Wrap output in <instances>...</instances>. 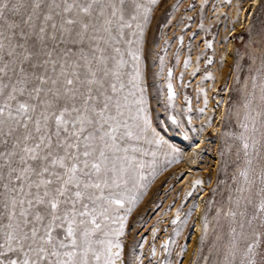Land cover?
Masks as SVG:
<instances>
[{"label": "snow or ice", "instance_id": "6c2138e0", "mask_svg": "<svg viewBox=\"0 0 264 264\" xmlns=\"http://www.w3.org/2000/svg\"><path fill=\"white\" fill-rule=\"evenodd\" d=\"M141 11L147 22L141 0H0V264L121 261L127 217L119 212L155 163L144 145L164 142L150 132L140 49L125 38ZM174 96L169 82L168 101ZM252 120L251 135L242 123L236 137L248 159L223 212V264H264V163L255 173L248 151L259 155L264 143Z\"/></svg>", "mask_w": 264, "mask_h": 264}, {"label": "rangeland", "instance_id": "374dc122", "mask_svg": "<svg viewBox=\"0 0 264 264\" xmlns=\"http://www.w3.org/2000/svg\"><path fill=\"white\" fill-rule=\"evenodd\" d=\"M141 3L151 9L148 20H143L141 11L140 18L131 21L133 27L125 29V38L133 41V50L140 49L139 66L150 132L154 130L156 138L164 142L144 145L156 152L155 163L144 169L145 180L129 186L126 206L119 212L127 219L124 234L118 238L123 245L118 264H223L222 251H217L229 239V222L223 212L230 207L229 197L235 198L236 189L243 184L239 171L247 167L248 159L236 138L244 132L240 125L247 123L249 132L245 135H251L255 117V139L264 143L261 138L264 115H257L264 109L260 100L264 86V0L256 4L253 0H157L155 4L141 0ZM219 7L222 11L216 12ZM231 8H239L241 14L233 18ZM137 23L143 27L142 39ZM228 43L231 47L226 51ZM224 52L229 59L221 75ZM187 57L198 61L197 71H186ZM125 59L129 61L127 70L131 71V57L125 55ZM215 72L220 79L213 96L226 97L219 122L214 112L200 118L196 84L199 78L206 79L204 75ZM206 81L214 82L213 78ZM169 82L175 92L171 102ZM213 124L217 130H212ZM198 132H203L204 145L195 154ZM257 149L259 155L252 148L248 150L255 173H259L264 163V148L258 144ZM144 159L151 162L153 157ZM191 169L201 177L200 183L185 189L186 171ZM256 184L258 187V179ZM197 201H201L200 211ZM175 209L180 219L173 224L177 217ZM218 210H223L219 216ZM199 212L202 230L196 231ZM205 218L207 235L203 231ZM157 245L161 252L153 255ZM188 250L189 255L184 257Z\"/></svg>", "mask_w": 264, "mask_h": 264}, {"label": "bare ground", "instance_id": "6f19581e", "mask_svg": "<svg viewBox=\"0 0 264 264\" xmlns=\"http://www.w3.org/2000/svg\"><path fill=\"white\" fill-rule=\"evenodd\" d=\"M257 1L258 0H253V4H256ZM231 9H233V10L230 11V13H231L230 16L232 15L233 18L234 17H237L239 15V13L241 14V11L239 10V8H231ZM215 11L216 12L217 11H222V8L219 7ZM233 20H236V19H233ZM237 24H239V23H237ZM230 47H231V44L228 43L227 44V47H226V51H229L228 49H230ZM223 56H224V59H223L222 65H220L221 68H222L221 73H220L221 75H224L225 70L227 68V63H228L227 61L229 59V56L226 55V52L223 53ZM193 58H194V56H193ZM193 58H190V57H187L186 58L185 62L187 61V64H185V66H184V68L186 69V71H197V69H198V67H199L200 64L198 63V61H194ZM196 58H197V56H196ZM216 72H217V70H216ZM216 72H215L214 75L213 74L210 75V76H209V74L204 75L203 77H205L206 79H203L202 80L201 78H199L198 79V82L196 81L197 82L196 84H198L197 95H198V97L200 99V102H201V108L200 109H203V112L201 113V117L200 118L201 119H205L207 114H209L210 112H214L216 114V118H218V122H219L220 119H221V116L223 115V111L225 109L226 97L225 96H220L219 97L218 95L213 96V94L216 91H218L217 82L220 79L219 78V75L220 74H218ZM212 78H213L214 82H212V81H206L207 79L208 80H212ZM205 97L207 98V103H205ZM211 128H212V130H217V127H215L214 124L211 126ZM198 134L200 135V138L196 142L195 147L193 148V152L195 154L197 153V150L198 149H201L203 147V145H204L203 132H198ZM188 154H189V152H188ZM188 168H190V167H188ZM187 172H188V174L184 178V183L183 184L185 185V189H190V187H192L191 185H195L196 182L199 181L201 177L197 176V174L192 169L189 170V171H186V173ZM201 183H202V181H201ZM197 202H198L197 203V207L199 208L198 211H200L201 201H197ZM174 213H175V216H177V213L178 212L176 211V209L174 210ZM199 214H200V212L198 213L197 221L195 223L196 224V231L197 230H199V231L202 230L201 223H200L201 222V218H200ZM154 233H155V229L153 230V234ZM198 233L200 234V232H198ZM154 249H155V255L160 254L161 250L159 249L158 245L157 246H154ZM189 253L190 252L188 250L184 257H187L189 255Z\"/></svg>", "mask_w": 264, "mask_h": 264}]
</instances>
